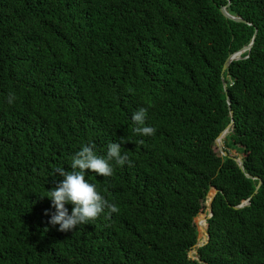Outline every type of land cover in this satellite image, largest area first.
Instances as JSON below:
<instances>
[{
	"label": "trees",
	"instance_id": "obj_1",
	"mask_svg": "<svg viewBox=\"0 0 264 264\" xmlns=\"http://www.w3.org/2000/svg\"><path fill=\"white\" fill-rule=\"evenodd\" d=\"M255 30L224 71L223 155L221 69ZM121 139L131 163L85 170L119 213L49 223L54 170ZM0 264H264V0H0Z\"/></svg>",
	"mask_w": 264,
	"mask_h": 264
},
{
	"label": "clouds",
	"instance_id": "obj_2",
	"mask_svg": "<svg viewBox=\"0 0 264 264\" xmlns=\"http://www.w3.org/2000/svg\"><path fill=\"white\" fill-rule=\"evenodd\" d=\"M15 99L14 93H9L8 103L12 104ZM147 109L141 107L132 114V121L136 125L133 133L141 136H152L156 132L154 126L146 125ZM110 142L107 145L106 156L98 155L95 145L89 143L77 151L71 161V170L66 171L62 167L54 170L63 177L54 188L48 190L46 196L50 197L56 212L50 218L49 223L59 224L60 231H70L78 225H84L95 220L107 208L105 218H110L112 213H119L120 209L115 203H110L101 195L96 185L85 179V170H91L103 177H111L114 173L112 161L117 166H123L126 162L131 163L127 154H121V144L124 142ZM143 144V140L140 141ZM72 205L71 214L68 213L66 204Z\"/></svg>",
	"mask_w": 264,
	"mask_h": 264
},
{
	"label": "water",
	"instance_id": "obj_3",
	"mask_svg": "<svg viewBox=\"0 0 264 264\" xmlns=\"http://www.w3.org/2000/svg\"><path fill=\"white\" fill-rule=\"evenodd\" d=\"M221 10H222L223 14H224L226 17H229V18L234 19V20H237V21H244V22H245V20H244L243 18H241V17H235V16L230 15V14L226 11L225 6H223V7L221 8ZM255 35H256V30H255V32H254V34H253V37H252L251 42H250L248 45L243 46V47L240 48L239 50H237V51L231 53V54L226 58V60L224 61L223 66H222V69H221V80H222V85H223V89H224V95H226V100H227L228 107H229V112H230V115H231V120H230V122L227 124V126H226V127H225V128H224V129H223V130L217 135V137L215 138V144L218 146L219 150L222 152L223 155H227L228 153H227V151H225V150L223 149V145L221 144L220 139H222V138L225 136V134L227 133L228 129H231V128L233 127V124H234V120L232 119L233 111H232L231 106H230V98H229V95H227V92H228V90H227V81L225 80V77H224V71H225L226 68L229 66V64H230L231 61L236 60V59H239V58L241 57L240 55H241L242 52H244V51H246V50H249V49L251 48V46H252V44H253V42H254ZM234 159H235L236 162L238 163L239 167H240L241 169H243V162H242L241 158H240V157H234ZM247 176H248V177H254V176H251V175H249V174H247ZM260 183H261V180H259V182H258V184H257V186H256V188H255V191L257 190L258 185H259ZM212 189H213V192L209 195V200H208V204H207V207H208V214H207L206 216H204L205 221H206V227L203 229V233H204L205 239H203V240H201V241H198V240H197L196 243L194 244V247H195V248L204 245V244L208 241V239H209V233H208V231H207V227H208L207 219H208L209 217H211V215H212V208L210 207V204H211V201H212V199H213V197H214V195H215V193H216V191H217V189H216L215 187H212ZM244 203H245V201H243V202L240 203L239 205H236L235 207H239V206L243 205ZM193 249H194V248H193ZM193 249H190V251H189V256H190V257H193V256H194L193 253H192ZM195 252H196V251H195Z\"/></svg>",
	"mask_w": 264,
	"mask_h": 264
},
{
	"label": "rangeland",
	"instance_id": "obj_4",
	"mask_svg": "<svg viewBox=\"0 0 264 264\" xmlns=\"http://www.w3.org/2000/svg\"><path fill=\"white\" fill-rule=\"evenodd\" d=\"M221 144L223 145V142H221ZM215 150H217V152L218 153H220V154H222V152L219 150V148H218V146L216 145L215 146ZM230 153L232 154V155H237V153L235 152V151H233V150H231L230 151ZM240 157V156H239ZM213 192V189L211 188L210 189V191H209V193H208V195H207V197H206V200H205V208H204V210L202 211V212H200V213H198L195 217H194V223H195V225H196V228H197V231H198V236H197V240L198 241H201V240H203V239H205V236H204V233L199 229V227H198V223H200V221H202L203 220V218H204V216H206L207 214H208V207H207V204H208V200H209V195L211 194ZM200 214H202V215H200ZM198 222V223H197ZM196 250H195V248L193 249V251H192V253H193V255L196 253L195 252Z\"/></svg>",
	"mask_w": 264,
	"mask_h": 264
},
{
	"label": "bare ground",
	"instance_id": "obj_5",
	"mask_svg": "<svg viewBox=\"0 0 264 264\" xmlns=\"http://www.w3.org/2000/svg\"><path fill=\"white\" fill-rule=\"evenodd\" d=\"M223 139V138H222ZM222 139H220V142H222ZM204 219V218H203ZM202 221H200V223H201Z\"/></svg>",
	"mask_w": 264,
	"mask_h": 264
}]
</instances>
